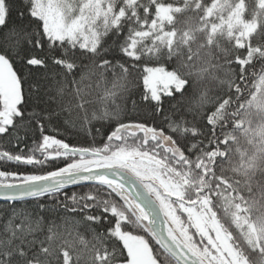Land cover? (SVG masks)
<instances>
[{
  "label": "snow or ice",
  "instance_id": "6c2138e0",
  "mask_svg": "<svg viewBox=\"0 0 264 264\" xmlns=\"http://www.w3.org/2000/svg\"><path fill=\"white\" fill-rule=\"evenodd\" d=\"M257 7L264 17V0ZM190 9L203 13L204 26L178 34L175 14ZM244 10V0L234 6L228 0H0V136L12 137L18 149L0 151V161L64 163L41 174L0 171V201L8 206L0 264H70L69 251L52 246L53 227L44 239L37 235L43 214L58 209L80 216L90 229L103 228L93 236L103 249L97 264H264V211L250 215L256 202L244 195L254 185L264 195V47L247 45L246 55L235 59L238 75L226 49L227 67L191 63L200 59L199 50L192 51L193 31L204 32L208 46L219 48V34L244 49L257 29ZM254 58L262 66L250 80ZM109 73L114 91L89 119L85 104L92 101L80 84ZM209 78L219 81V91L204 87ZM69 85L84 113L81 127L106 122L101 145L94 143L100 128H89L93 142L83 146L47 134V126L58 127L71 110L64 102ZM131 88L140 96L132 99L133 109L151 124L129 120L127 108L115 103ZM36 132L25 152L19 146ZM230 153L239 155L233 175H218ZM72 185L89 191L69 196ZM27 200L37 202L35 215L16 207Z\"/></svg>",
  "mask_w": 264,
  "mask_h": 264
},
{
  "label": "trees",
  "instance_id": "16d2710c",
  "mask_svg": "<svg viewBox=\"0 0 264 264\" xmlns=\"http://www.w3.org/2000/svg\"><path fill=\"white\" fill-rule=\"evenodd\" d=\"M78 2V0H77ZM164 3H171L173 5H182L183 0H163ZM203 4L210 5L212 0H202ZM233 6L236 3H239L240 0H228ZM245 10L243 13L244 19L246 20H257V29L250 36L249 40L245 41L246 47L244 49H238L235 47V41H228L226 37H220L219 34L216 36V40L219 43V48L207 45V36L204 32L193 31V34L196 36V40L192 42V51L195 53L199 50L200 59L197 60L196 57H193L192 64L195 65L196 68L207 67V62L211 60V63L215 64L217 62L226 65L225 60L223 59L224 53L221 49H226L228 51L227 59L233 61L231 67L237 70L239 65L235 64V59L237 56L244 57L246 55L247 45L250 43L253 47H264V17L257 15L261 10L257 7L258 0H244ZM202 12H199L194 9L185 10L183 13L175 14L174 19V28L178 31V34L183 31L195 30L197 28H202L204 26V21L200 19L202 16ZM15 15V14H14ZM225 17L227 16V12L224 13ZM209 20H212L216 23H219V20L216 17H211ZM173 26H168L170 29ZM211 25H208V30L210 31ZM8 42L13 38H7ZM5 42V38L0 37V44ZM112 41L109 40V43ZM200 44H204V48H200ZM212 51L214 53L213 57H209L206 55L207 52ZM185 53L187 55V49H185ZM88 63L87 61L84 62ZM262 61L259 58H254L253 63L248 65V77L249 79H254L252 73H259L261 70ZM86 71V70H85ZM222 77L223 73H219ZM77 80H79V73L77 75ZM55 87V85H53ZM204 87L211 90L212 92L219 91L221 86L219 85L218 80L207 79L204 82ZM250 87V85H249ZM81 95L85 100H91L92 103L85 104V108L88 110L87 115L89 119L93 112L100 114L105 109V97L108 92L114 91L113 89V77L111 73L107 74V78L105 80H98L97 77H92L91 79L86 78L80 84ZM223 90H227V86H223ZM75 92V86L69 85L65 90L64 102L68 104L70 111H65L63 113L62 119L60 121V125L58 127H53L51 125L47 126V134L54 136L58 139H61L65 142L73 146H83L86 143H92L93 137L88 135L89 128H91L92 132L95 133L96 128H100L99 133H95L94 143L96 145H101L106 141V134L109 132V128L104 121L93 120L91 125H84L81 127L83 123L84 113L80 108L76 107L78 104V100L74 98L73 93ZM131 97L129 99L128 97ZM245 96H247V92H245ZM132 99L137 101L140 100V96L138 94V90L135 88H131L129 92L118 94L115 97V103L121 106H124L128 110V119L129 120H137V119H147L151 124L153 121L149 116L145 113L140 112L137 109H133ZM70 102V103H69ZM107 109L111 110L114 106L112 104L111 97L107 100ZM65 121H68L65 124ZM156 125L159 126L162 123V120H156ZM101 124H104L101 127ZM39 137V132L35 134H29L28 138L25 140L23 144L19 147L23 148L25 152L31 147H33L34 139ZM241 146L244 148H248L250 146L246 145L243 141H241ZM9 151L16 152L18 151L17 146L15 145V141L10 136H0V151ZM239 155L235 153H230L229 157L223 164L224 171L221 173L220 168H217V174H223L226 177H231L233 175L231 168L234 164L238 163ZM64 166L62 161L58 162H50L44 166L37 165L26 166L19 165L15 162H6L0 161V171L6 172H15L19 174H41L49 170H55V168ZM69 196H71L72 192H77L78 194H83L89 191V189L85 186H74L69 187L65 190ZM244 195L249 201H255V207L251 208L250 215L253 217L259 215L261 211H264V195L261 194L259 188L254 185L251 192L245 190ZM63 198V197H62ZM44 199V198H42ZM49 207H51V201L48 202ZM37 202L33 200H27L25 202H17V208H24L27 211L36 213ZM8 215V206L5 202L0 203V225H2ZM85 221L82 220L80 216L75 214H66L63 209H58L55 212H45L43 214V222H42V231L37 233L40 239H44L47 237L49 233V227H53V234L55 236L53 242V248L57 251L67 250L72 257L70 264H97L95 259L97 253H103V249L99 244L93 239L94 233L102 232L103 228L95 227L88 228L86 226ZM83 241V242H82ZM62 264V261H61Z\"/></svg>",
  "mask_w": 264,
  "mask_h": 264
},
{
  "label": "water",
  "instance_id": "95a60500",
  "mask_svg": "<svg viewBox=\"0 0 264 264\" xmlns=\"http://www.w3.org/2000/svg\"><path fill=\"white\" fill-rule=\"evenodd\" d=\"M74 186H80V185H72V186H69V187H74ZM2 202H4V201H0V203H2Z\"/></svg>",
  "mask_w": 264,
  "mask_h": 264
}]
</instances>
